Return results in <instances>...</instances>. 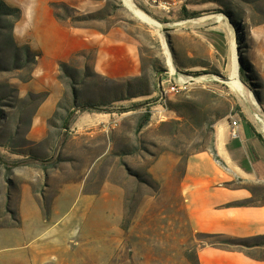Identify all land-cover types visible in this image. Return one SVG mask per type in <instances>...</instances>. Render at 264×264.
Masks as SVG:
<instances>
[{
	"label": "rangeland",
	"instance_id": "1",
	"mask_svg": "<svg viewBox=\"0 0 264 264\" xmlns=\"http://www.w3.org/2000/svg\"><path fill=\"white\" fill-rule=\"evenodd\" d=\"M14 1L13 5L26 9L24 20L21 11L20 24L14 27L18 44L40 51L31 45L23 24L36 29V39L42 30L38 26L48 19L51 0ZM73 1L77 5L51 2V7L53 2L69 5L68 10L57 9L66 18L58 19L65 25L102 33L120 26L139 39L146 78L132 81L135 94L157 89L154 82L169 70L167 60L177 72L165 84H174L177 90L165 94L168 108L154 93L134 98V109L121 112L132 103H108L111 95L105 91L111 85L93 75L96 47H89L67 60L73 59L72 79L61 71L59 62L63 97L48 119L45 134L39 137L40 131L35 130V139L32 120L47 97L40 103L47 91H32L28 85L39 57L32 68L0 71V152L5 157L0 164V226H11L0 228V264H197V248L212 239L189 226L179 179L188 157L210 145L214 133L208 127L222 107L220 98L240 106L229 115L232 121L245 122L243 114L263 131L264 53L260 49L264 39L251 31L264 24V0H224L227 6L207 0H133L160 27L140 19L125 0H112L113 6L102 12L105 0ZM184 5L199 13L192 17L194 22H182L191 19L183 16ZM220 9L230 10L239 22L238 32L233 27L244 95L227 80L230 56L211 52L193 32L199 25L214 26L219 15L229 19ZM166 27L171 29L163 32ZM159 61L167 71L152 68L151 63ZM197 64L205 69L196 68ZM60 75H65V84ZM71 86L78 91L79 108L73 107ZM183 98L206 103L211 114L207 119L200 114L187 123H175L182 120L175 109L190 110L180 106ZM87 102L98 106L82 107ZM146 111L151 112L150 121L137 130ZM113 112L112 119L101 124L84 117ZM230 185L248 186L254 191L253 202L264 201V184Z\"/></svg>",
	"mask_w": 264,
	"mask_h": 264
},
{
	"label": "crops",
	"instance_id": "2",
	"mask_svg": "<svg viewBox=\"0 0 264 264\" xmlns=\"http://www.w3.org/2000/svg\"><path fill=\"white\" fill-rule=\"evenodd\" d=\"M6 1L13 4L11 1L14 0ZM52 1L54 0L50 1L45 25L43 19L37 28L39 31L42 27V30L38 32L36 39L33 37L36 29L23 24L25 32L31 37V45L41 51L33 78L28 84L29 89H45L48 93L32 120L31 137L35 139V130L40 131L37 134L39 137L45 134L48 119L63 97L64 88L58 81L59 62L67 61L76 53L94 46L96 55L93 71L98 75L116 81L142 75L141 43L136 36L120 26L102 33L90 28L65 25L55 16ZM60 1L77 5L73 0ZM21 11L24 20L26 9ZM223 17L220 19L217 16L214 26L199 25L193 32L208 44L211 52L215 51L220 57H229V37L232 33L236 37V32L229 19ZM192 20L193 18L182 22ZM19 24L20 20L15 27ZM251 33L261 34L260 38L263 40L264 24L253 26ZM260 53H264L263 45ZM187 54L192 56V50ZM172 64L174 65L173 60ZM167 65L169 70L166 75H161L163 88L167 87L165 83H169L177 72L175 65L172 71L168 60ZM196 68L205 69V66L198 65ZM113 114L115 112L93 113L84 117L88 120L91 117V123L101 124L112 119ZM238 121L237 138L231 135L233 127L230 116L215 121L213 145L216 157L209 150L190 155L179 179V189L183 211L194 232L222 234L253 243L250 246L232 248L200 245L196 251L198 264H264V201L248 203L254 199V191L248 186L230 185L236 182L264 184V132L252 122L248 125Z\"/></svg>",
	"mask_w": 264,
	"mask_h": 264
},
{
	"label": "trees",
	"instance_id": "3",
	"mask_svg": "<svg viewBox=\"0 0 264 264\" xmlns=\"http://www.w3.org/2000/svg\"><path fill=\"white\" fill-rule=\"evenodd\" d=\"M105 1H106L105 7L103 9L99 10L101 12L108 10L113 6L112 0H105ZM207 1H214V2H217L221 5H223V6L228 5V3L224 0H207ZM52 7H53L54 14L57 17V19H61V20L66 19L64 16H61L57 12V9L62 7L65 10H68L70 7L67 3H65V2H53ZM219 11L224 12V14L229 17L230 22L235 26L236 31L238 32L239 22L236 20V17L234 16V14L230 10H221L220 9ZM198 14L199 13L197 11H190L186 5L183 6V16L185 18H192V17L197 16ZM96 15H97V13L92 14V15L87 16V17L93 18ZM20 17H21V9L19 6L13 5V4L7 2L6 0H0V71L23 70L29 66L32 68V67H34V65L36 63V58L41 55V51L33 50V48L30 46V44H23V45L18 44V42L15 38V35H14V27H15V24L17 23V21L20 19ZM258 24H261V23H258ZM129 33H131V32H129ZM237 38L239 39V36H237ZM72 60L73 59H71V61ZM70 62L61 61L60 62V67H61L60 69L66 76H69L72 79L74 77V75L72 72V68H70ZM244 62L245 61L243 60V63ZM151 64H152V68L154 70H156V72H158V73L161 71H167L166 64L161 63V61H159L157 63L156 62L151 63ZM197 65H199V64H197ZM250 67H251V64H250ZM144 73H145L144 68L142 66V75L140 77L133 78L130 80H125V81H116V80H113V79H110L107 77L100 76L96 72L93 71V75L101 77L109 85H111L110 87L108 86V88L106 87L107 89L105 91V93H107L108 95H111L110 100L108 102V103H110V105L115 103V102H118V101H125V100L131 101L132 104L130 105V107L129 108H123L124 110H122L121 112L130 111V110L134 109L133 107L136 105L135 102H132V100L134 98H136L140 95H152L154 93H157L158 99L162 100L164 105L168 108L169 99L167 98L166 95L162 94L161 79L156 80V82H154L157 89L153 90L151 93L150 92H143V93L135 94V92L132 90V88H133L132 81L145 79L146 75ZM193 73L197 74V72H193ZM64 76L63 75L59 76V79L62 81L63 84H65V81L63 79ZM147 80L148 79H146V81ZM204 91L207 93L209 92V90H206V89H204ZM71 92H72V97H73V102H72L73 107L79 108L80 104H79L78 91L76 88L71 86ZM208 94H210V93H208ZM34 95H35L34 93L30 92V96H34ZM46 95H47V93L43 94V97L40 100V103L43 99H45ZM220 101L222 103V107L216 110L217 116H215L216 117L215 121L219 118L229 116L230 114L233 113L234 109L240 110V106L237 103L231 104L229 102H224V99H222V98H220ZM58 104L60 105V101ZM179 104L181 107L184 106V108H186V109L190 108V110H188L189 112L188 111L184 112L183 110H180V108L175 109V107H172V109H175L178 116L182 118V120H175V123H177V124L187 123L190 120H192V118L196 119L200 114L203 115L206 119L209 117V115H207V114H209L210 110H209V107L207 106L206 103L200 104V102H197V101H194L191 99H187V98H183V99H181V103H179ZM96 106H98L96 103L87 102L86 105H84L82 107L94 108ZM210 114H211V112H210ZM241 116H242L243 120L248 125H251L250 121L243 114H241ZM150 117H151V112L146 111L141 116V121L139 122V124L137 126V130H141L147 123H149ZM206 121H208V120H206ZM215 121L214 122L212 121L209 123L208 131H211L212 133H214L213 124L215 123ZM259 137H262V136L259 135ZM213 144H214V134H213V138L211 139L210 145L206 146L205 148H202L199 151L209 150L215 155V150H214ZM215 157H216V155H215ZM3 159H5V157H3L1 155V152H0V164L3 162L2 161ZM16 163H19V161H17ZM252 202H253V200H250L248 203H252ZM1 227H11V226L5 225V226H0V228ZM200 234L203 237L212 239L211 241L207 242V244L222 247V248L250 246V244L247 245V243H245V240L230 238V237H227V236L222 235V234H215V233H200ZM197 264H198V260H197Z\"/></svg>",
	"mask_w": 264,
	"mask_h": 264
},
{
	"label": "bare ground",
	"instance_id": "4",
	"mask_svg": "<svg viewBox=\"0 0 264 264\" xmlns=\"http://www.w3.org/2000/svg\"><path fill=\"white\" fill-rule=\"evenodd\" d=\"M125 1L140 19H142L143 21H145V22H147V23H149L151 25H154V26H157V27L161 26V24L157 20H155L154 18L149 16L143 10L139 9L136 6V4L133 2V0H125ZM218 18L221 19V18H224V17L222 15H219ZM234 35H235L234 33L230 34V65L228 67L229 76H228L227 80H228V82L231 85L230 87H233L241 95H244V93H245L244 84L241 81V78H240V75H239V69H240L239 68L240 67V62H239V56H238L239 48H238V44H237V41H236V37ZM173 70H174V66H172V71ZM258 119L260 121H262L261 117H259V116H258ZM262 128H263V131H264V125H263Z\"/></svg>",
	"mask_w": 264,
	"mask_h": 264
},
{
	"label": "built area",
	"instance_id": "5",
	"mask_svg": "<svg viewBox=\"0 0 264 264\" xmlns=\"http://www.w3.org/2000/svg\"><path fill=\"white\" fill-rule=\"evenodd\" d=\"M162 94L165 95L167 92H173L177 90V86L172 84L171 86L167 87V88H163L162 87ZM162 99V98H161ZM233 129L231 132V135L233 138H237L238 137V131H237V127L239 126V121L234 119L231 123Z\"/></svg>",
	"mask_w": 264,
	"mask_h": 264
},
{
	"label": "water",
	"instance_id": "6",
	"mask_svg": "<svg viewBox=\"0 0 264 264\" xmlns=\"http://www.w3.org/2000/svg\"><path fill=\"white\" fill-rule=\"evenodd\" d=\"M171 28H163V32H167V31H169ZM239 62H240V59H239ZM223 80H226V79H223Z\"/></svg>",
	"mask_w": 264,
	"mask_h": 264
}]
</instances>
